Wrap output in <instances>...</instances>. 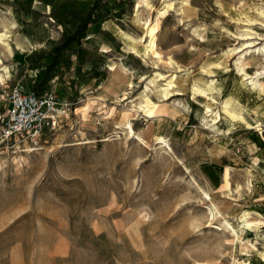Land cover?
Masks as SVG:
<instances>
[{"label":"rangeland","instance_id":"1","mask_svg":"<svg viewBox=\"0 0 264 264\" xmlns=\"http://www.w3.org/2000/svg\"><path fill=\"white\" fill-rule=\"evenodd\" d=\"M85 19L0 139V264H264V0H0V126Z\"/></svg>","mask_w":264,"mask_h":264},{"label":"built area","instance_id":"2","mask_svg":"<svg viewBox=\"0 0 264 264\" xmlns=\"http://www.w3.org/2000/svg\"><path fill=\"white\" fill-rule=\"evenodd\" d=\"M56 92L39 95L35 89L17 84L8 94V110L0 126V139L13 146L39 147L48 127L70 108Z\"/></svg>","mask_w":264,"mask_h":264},{"label":"trees","instance_id":"3","mask_svg":"<svg viewBox=\"0 0 264 264\" xmlns=\"http://www.w3.org/2000/svg\"><path fill=\"white\" fill-rule=\"evenodd\" d=\"M86 19L83 21L82 26L77 30L73 35H70L67 40L60 46L56 48V53H54L52 61L48 64V67L45 70H39L37 73V78L33 84L34 89L39 95H42L46 92L47 85L50 80L53 78L52 70L60 64V52L62 49L66 48L71 42L77 40L79 41L83 34V25ZM87 22V21H86Z\"/></svg>","mask_w":264,"mask_h":264},{"label":"bare ground","instance_id":"4","mask_svg":"<svg viewBox=\"0 0 264 264\" xmlns=\"http://www.w3.org/2000/svg\"><path fill=\"white\" fill-rule=\"evenodd\" d=\"M2 37L4 38V37H6V35H3ZM6 39H7V37H6ZM6 39H5V40H6ZM5 43H6V42H5ZM5 48H6L7 51L10 52L11 54L13 53V49H12V47H11L9 44H6ZM263 50H264V47H263ZM258 75H259V74H258ZM205 82H206V81H205ZM207 83H208V82H207ZM210 83H211V82H210ZM257 84H258V82L256 81L254 85L257 86ZM205 85H206V84H205ZM258 85H259V84H258ZM210 86H211V85H210ZM213 86H215V85H213ZM204 88H205V87H204ZM215 88H216V87H215ZM202 89H203V88H202ZM204 90H205V89H204ZM205 92H206V91H205ZM227 101H228V100H227ZM224 109H225V108H224ZM228 110H229V109H228ZM242 115H243V114H242ZM214 208H215V207H214ZM215 209H216V208H215ZM248 216H249V215H248ZM248 216H247V217H248ZM247 221H248V222H247V227H248V226L251 225V221H249V220H247ZM254 223H255V222H254ZM256 223H257V222H256Z\"/></svg>","mask_w":264,"mask_h":264},{"label":"crops","instance_id":"5","mask_svg":"<svg viewBox=\"0 0 264 264\" xmlns=\"http://www.w3.org/2000/svg\"><path fill=\"white\" fill-rule=\"evenodd\" d=\"M110 80H112V78H110V79L107 81V83H109V81H110ZM115 80H116V82H118V80H117V79H115ZM120 82H121V81H120ZM120 86H121L120 88L122 89V88H123V86H124V84L121 82V83H120Z\"/></svg>","mask_w":264,"mask_h":264}]
</instances>
